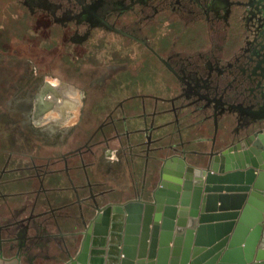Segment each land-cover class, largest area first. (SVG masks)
Listing matches in <instances>:
<instances>
[{"label":"flooded vegetation","instance_id":"flooded-vegetation-1","mask_svg":"<svg viewBox=\"0 0 264 264\" xmlns=\"http://www.w3.org/2000/svg\"><path fill=\"white\" fill-rule=\"evenodd\" d=\"M206 120L215 151L264 134V0H0V241L67 261Z\"/></svg>","mask_w":264,"mask_h":264},{"label":"water","instance_id":"water-1","mask_svg":"<svg viewBox=\"0 0 264 264\" xmlns=\"http://www.w3.org/2000/svg\"><path fill=\"white\" fill-rule=\"evenodd\" d=\"M256 136L193 162L167 157L146 198L108 203L87 217L77 253L61 264H264V134ZM112 214L126 215L118 243ZM96 237H109L105 263L91 249ZM23 256L0 241V264H27Z\"/></svg>","mask_w":264,"mask_h":264},{"label":"crops","instance_id":"crops-1","mask_svg":"<svg viewBox=\"0 0 264 264\" xmlns=\"http://www.w3.org/2000/svg\"><path fill=\"white\" fill-rule=\"evenodd\" d=\"M186 124L187 123L185 121L182 122V131H181V133H177L174 137H172L173 140H176L178 142L179 141L182 142L181 150L179 152H177V153L176 152L175 153L167 152L166 154L163 155V157L167 158V157H169V156H171L173 154H176V155H180V156H186L188 161H190V162L192 161L193 162L197 158H199V156H201V155L202 156L203 155H205V156L209 155V153L212 150L211 149V138H212V135H213V125H214L213 122H211L210 120L209 121L206 120L204 122L203 126L205 128V131H204L203 134H201L199 132V130L197 131V128H196L197 126L193 127L190 130L187 127H185ZM130 125H131V127H137V126H139L141 124H140V122L133 121V122H130ZM171 128L172 127H169L168 129H171ZM224 143H225V140H223L222 144L224 145ZM107 154H109L110 157H114V158L116 157L115 151L114 152L110 151ZM163 162H162V164H163ZM127 166H129V164ZM154 166H156V170H153L154 171L153 173L156 172V175H157V171H158L160 166H158L157 164L154 165ZM128 170L132 171V168H128ZM136 171H137L136 181L134 183L130 182L131 185L127 184V183L125 184L123 182L120 183V181L116 182V183H114L112 181L110 184L118 186V188H127V186H131L133 188H136V187L139 188L141 186V178L143 176V173H145V171H147V166L145 167V165H144V167H143V164L141 162H138L137 163V167H136ZM148 171H150L149 167H148ZM152 179H153V177H152ZM151 185L152 184H150V185L147 184V187L151 186ZM144 197L145 196L143 194H138V196L135 197L134 199H140V198H144ZM69 228H70V223L68 225H66L65 231L69 230ZM83 237H84V235H83ZM105 241L106 240H104V239H100V240L96 239L94 241V243H96V245L93 246V249H94L95 253L98 254V256H100L99 257V262L102 261L104 263L107 261V256H108L107 252L109 250V246L106 245ZM79 244H81V243L79 242ZM75 249H76V244L72 248V251H75ZM43 251H44V248L42 246H39V247L35 248L34 254H38V253H41ZM75 254H74V256H75ZM23 258H25V257L23 256ZM27 264H49V262L45 261L44 257H38V258L30 257V258H28ZM57 264H61V262L58 261Z\"/></svg>","mask_w":264,"mask_h":264},{"label":"bare ground","instance_id":"bare-ground-1","mask_svg":"<svg viewBox=\"0 0 264 264\" xmlns=\"http://www.w3.org/2000/svg\"><path fill=\"white\" fill-rule=\"evenodd\" d=\"M60 101V100H59ZM168 169H173L172 168V166H169L168 167ZM112 217L115 219L114 221H112ZM112 217H111V224H110V229L113 227L114 229H115V227H116V229H117V232L116 233H114L113 231H112V233L114 234V236H115V241L118 243V242H120L121 241V239H122V236H123V233H124V228H125V223H126V215L125 214H112ZM102 226H100V228H101ZM94 239V238H93ZM96 239L97 240H99V239H104V240H106L105 241V243H106V245L107 246H110V243H109V241H108V239H109V237L108 238H106V237H96ZM95 239V240H96ZM115 246V248L118 250V247H120L119 248V250L121 251L122 250V244L121 245H114ZM91 249L93 250V248L91 247ZM119 257L121 258L122 257V253L120 252V254H119ZM118 257V258H119Z\"/></svg>","mask_w":264,"mask_h":264},{"label":"rangeland","instance_id":"rangeland-1","mask_svg":"<svg viewBox=\"0 0 264 264\" xmlns=\"http://www.w3.org/2000/svg\"><path fill=\"white\" fill-rule=\"evenodd\" d=\"M146 91H148V93H158V94H162V91H158V90H151V89H148V90H146ZM147 101L149 102H152V100H150V99H147ZM140 103V100L139 99H133V100H131L130 102H129V105L132 107V108H134V111L136 110V106L138 105ZM166 119H170V117L169 116H166L165 118L164 117H162V119H160L159 121L160 122H164V121H166ZM161 120H163V121H161ZM142 138V136H138L136 139H138V140H140ZM137 161L138 162H140V159H137ZM149 169H150V172H149V175H150V173H153L154 171L153 170H156V166H154V164H152L151 162H150V166H149ZM114 183H116L115 181H114ZM120 183H121V180H120ZM124 183V182H123ZM126 184V183H125ZM133 188V187H132ZM131 188V189H132ZM134 190H130V192L129 193H121V194H119V196H118V198H119V200H122L124 197H127V198H132V197H137L138 196V194H139V188H133ZM69 195V194H68ZM125 195V196H124ZM67 198H70L71 199V195H69V197H67ZM126 198V199H127ZM122 202V201H121Z\"/></svg>","mask_w":264,"mask_h":264}]
</instances>
